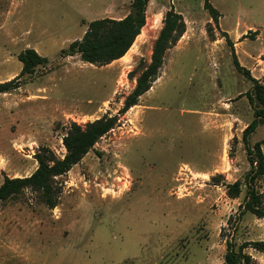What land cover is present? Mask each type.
<instances>
[{
  "label": "rangeland",
  "instance_id": "rangeland-1",
  "mask_svg": "<svg viewBox=\"0 0 264 264\" xmlns=\"http://www.w3.org/2000/svg\"><path fill=\"white\" fill-rule=\"evenodd\" d=\"M204 1L148 0L128 52L98 66L61 50L83 37L89 21L126 15L132 0H0V83L19 75L27 47L48 59L19 88L0 92V185L34 172L42 147L62 157L71 123L118 116L80 163L55 178V207L31 188L0 202V264H223L228 242L238 249L264 240V217L243 206L252 81L233 62L237 33L246 30L239 39L246 38L251 30L237 57L264 83V0H210L219 27ZM170 8L186 31L151 89L120 113ZM257 141L264 126L250 137ZM237 180L242 191L231 198L227 184ZM255 186L264 207V176ZM244 252L264 264L263 253Z\"/></svg>",
  "mask_w": 264,
  "mask_h": 264
},
{
  "label": "trees",
  "instance_id": "trees-1",
  "mask_svg": "<svg viewBox=\"0 0 264 264\" xmlns=\"http://www.w3.org/2000/svg\"><path fill=\"white\" fill-rule=\"evenodd\" d=\"M147 4L148 0H132L130 11L122 18L103 17L89 21L83 37L72 41L67 48H63L62 56L78 54L82 61L98 66L120 59L131 48L146 24ZM204 8L209 12L215 27H219L221 13L210 0L204 1ZM163 22V27L153 44L151 60L136 78V85L126 96L120 113L137 105L140 96L151 89L153 82L158 78L167 50L174 46L186 31V22L182 14L174 8L166 12ZM209 25L212 26V23L209 22ZM254 32L257 33V31ZM252 33L250 30L244 37L247 38ZM223 35L234 48L228 32L223 31ZM18 58L23 63L21 72L13 79L1 82L0 92H11L19 88L35 73L37 67L48 63L47 57L42 56L32 47L22 50ZM233 62L235 68L252 81V87L246 91L245 95L253 108L254 118L242 132L247 159L251 165L250 173L246 177L247 193L243 206L245 210L257 217H264L262 194L255 186L256 178L264 176L263 141L250 143L251 135L264 124V83L260 78L254 77L249 68L240 63L235 52ZM117 121V115H104L85 125L71 123L62 137L66 153L60 157L50 147L40 148L34 154L38 163L34 172L24 177L6 176L4 178L0 185V202L14 198L23 190L31 188L41 193L42 200L50 208L55 207L61 192L60 187L54 184L55 178L66 174L73 166L80 163L95 144L115 127ZM241 187L239 180L228 183L227 194L231 198H236L242 191ZM246 248H252L264 254V240L245 241L238 249H235L234 243L228 242L223 264H252L253 257L244 252Z\"/></svg>",
  "mask_w": 264,
  "mask_h": 264
},
{
  "label": "crops",
  "instance_id": "crops-1",
  "mask_svg": "<svg viewBox=\"0 0 264 264\" xmlns=\"http://www.w3.org/2000/svg\"><path fill=\"white\" fill-rule=\"evenodd\" d=\"M125 16V15H124ZM124 16H122V17H124ZM122 17H119V18H122ZM0 30H2V29H0ZM246 32V30L245 31H243V32H238L237 33V36H236V38L234 39V40H236V42H235V49H236V54H237V56H239V53H238V51H237V47L238 46H240V45H242L243 44V40H246L247 38H241V39H239V37L240 36H242V34L243 33H245ZM229 34V33H228ZM232 37V36H231ZM244 37V36H243ZM260 50H262L263 52H264V47H262V48H260ZM254 53H250L249 51H247V50H245L244 52H243V56L245 57V58H247V59H250L251 61H252V65H253V58H254V55H253ZM121 58H123V57H121ZM120 58V59H121ZM118 60V59H117ZM116 61V60H115ZM239 61L240 62H242L240 59H239ZM242 64H243V62H242ZM244 66V65H243ZM247 68H249L250 70H251V73H252V75L254 76V77H256V78H259V75H256L255 73H254V70H253V68H252V66H248ZM262 126H264V124L263 125H260V127H262ZM262 150H263V152H264V142L262 143Z\"/></svg>",
  "mask_w": 264,
  "mask_h": 264
}]
</instances>
